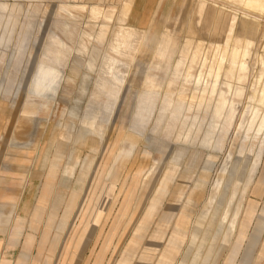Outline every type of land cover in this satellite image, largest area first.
Masks as SVG:
<instances>
[{"label": "rangeland", "instance_id": "obj_1", "mask_svg": "<svg viewBox=\"0 0 264 264\" xmlns=\"http://www.w3.org/2000/svg\"><path fill=\"white\" fill-rule=\"evenodd\" d=\"M219 1L230 4L226 3L227 0ZM80 3L85 7L97 6L98 10L92 14L88 9L89 13L73 8ZM62 5L76 16V22L70 24L73 26L69 25L72 34L62 35L58 28L66 22L65 12L60 10ZM235 7L240 13L243 5L236 1ZM0 11L4 12L0 18V175H5L7 170L14 171L22 185L26 180L20 177L29 176L30 192L34 198L39 195L34 208H46L41 222L40 217H31L32 224H40L34 233L36 241L28 254L29 264H151L153 261L187 264L193 258L194 250L204 251L215 232L207 228L209 231L199 243L188 246V228L179 223L182 218L194 219L200 213L218 169L223 167L229 154H235L239 141L229 131L218 152L208 153L198 144L206 135L211 109L206 111L207 101H202L199 110L195 109L197 104L188 102L175 110L173 105L181 106L178 96L189 95L193 89L177 82L166 85L164 81L170 76L169 71H163L167 68V60L156 56L158 41L161 37L172 39L177 52L173 56L176 60L172 61L177 62L181 56L184 60L181 73L184 75L191 67L194 84L195 77L206 73L210 66L216 68L221 62L222 69L227 68L225 58L237 40H241L239 45L242 47L245 43H253L250 57L245 59L249 69L245 81L237 83L235 71L228 73L226 78L221 70L222 77L219 78L221 82L234 84V89L242 87L248 93L254 82L264 80V66L260 62L264 55V11L258 14L256 10H243L244 13L240 14L253 22L238 18L232 33L229 32L231 13L218 11L209 4L200 8L199 0H0ZM96 24L106 31L105 40L97 41L101 44L97 46L99 53L106 46L109 35L124 24L139 28L145 34L137 50H132V56L121 60L128 65L127 84L119 82L116 89L105 92L96 89L97 76L102 74L98 71L99 59L91 74L88 73L90 78L84 76L82 68L95 59L92 45L96 43L95 37H99ZM53 31L71 47V58L60 66L45 54ZM85 32L93 35L87 47L80 44V36ZM221 53L225 55L224 62L220 61ZM74 57L80 58V66L73 63ZM147 73L160 79L162 91L158 94L144 90L142 81ZM198 86L200 90L204 85ZM28 102L38 107L42 105L43 110L35 114L32 123L21 120V127H15L21 108ZM186 105L191 106V113ZM245 106L241 101L236 106L238 113ZM68 111L74 114L71 119L66 115ZM197 111L200 116L190 127ZM68 120L73 122L71 129L64 131L62 128L68 126ZM97 125L102 128L95 132V136L89 137L88 145L75 144L71 148V141L77 133L76 136L80 137L86 136V132L92 135ZM138 133L142 134L141 138ZM262 141L258 143L257 139L248 153L259 154L262 161L252 182V187L256 183L259 191L256 195L249 192L245 203L244 211L255 205V214L248 219L250 226L246 238L240 242L236 236L228 234L229 249L238 246L235 255L226 263L230 253L226 249L221 259L214 258L211 264H264ZM71 149L75 151L73 161L68 158ZM100 151L102 154L98 156ZM115 157L114 174L104 180V172ZM53 159L59 161L57 169L60 172L47 202L39 206L45 174ZM71 168L75 175L68 180L67 173L62 175V172H69ZM148 171V181L140 189L141 179ZM58 186L62 188L64 200L70 190L78 193V205L67 216L66 227L59 231L56 226L61 221L63 207L66 210L65 202L61 203L57 211L59 216L54 218L49 229V241L41 243L44 232L48 231L45 214L48 209L52 212ZM259 220L261 224L258 226ZM201 225L205 227L206 222L202 221ZM155 230L158 241L164 238L167 230L170 231L158 248L151 247L157 244L152 240L155 235L152 231ZM213 245L212 250L216 251L219 246Z\"/></svg>", "mask_w": 264, "mask_h": 264}, {"label": "bare ground", "instance_id": "obj_2", "mask_svg": "<svg viewBox=\"0 0 264 264\" xmlns=\"http://www.w3.org/2000/svg\"><path fill=\"white\" fill-rule=\"evenodd\" d=\"M199 1H200V8H203L206 4H209L211 6L218 8V11L231 13V14L228 13L230 16L232 15L230 29H229V32L231 33L234 29V26H236V22L238 18H242L246 21L253 22V19H249L247 16L240 14L241 12L244 13L243 10L245 12H248L249 10H256L258 14H261L264 11V0H227L226 3L228 2L230 4H225L219 0H199ZM236 1L243 5L242 11L240 13H237L235 11L238 10L237 7H235ZM73 8L83 11L88 9V11L92 14L94 12L96 13V11L98 10L97 6L93 5V6L85 7L81 3L80 5L76 4L75 6H73ZM60 10L65 12L66 14V17L64 16L66 22L63 24L61 23L60 26L58 27L60 33L62 35L72 34L69 25L76 22V16L72 13V11L70 12L66 10V7L64 5L60 6ZM104 13L105 12H103V14ZM3 15L4 12L0 11V18ZM106 16L108 15L106 14ZM1 21L2 20H0V23ZM29 25L31 27L33 23L31 22L29 23ZM96 25L98 26L99 24ZM41 26H40V30H42ZM104 29H105L104 27L98 26L97 32L99 37H95L96 43L92 45V51L94 52L95 59L92 58L90 62H88L86 65L82 67L84 68L85 71L84 76H86V78L88 77L90 78L88 73L93 71L96 65V61H98L99 59L98 64L100 69L97 70L99 72H102L101 75L97 76L99 83L97 81L96 89L99 92H105L108 89H116L115 85H117L119 82H124L125 84H127L126 74L128 72L127 71L128 65L122 63L121 60L129 56H132V50H137L139 44L142 42V40L145 37V34L139 28L124 24L123 26L119 27L116 33H114L113 35L112 34L109 35L106 46L99 53L100 48L97 46H101V44L98 43L97 41L103 39L105 40L106 31ZM90 36L93 37V35H88L86 32L83 33L82 36H80L81 39L80 44L82 46L87 47L90 44V41L93 39ZM227 41H226V46L229 44V41L228 42ZM240 41L237 40L235 42V45H232L233 47L231 48L229 47L230 54L228 53L229 56L226 55V57L227 56L228 57L225 58L226 60H228L227 61L228 66L225 70H223L224 68L222 69L221 62H219L218 65H216V68L215 66L214 67L210 66L209 68H207L206 73L202 72L204 74L200 73L195 77L196 78L195 84H194L195 79L194 80L192 79L195 75H192V73L190 72V70L192 69L191 67H189L188 70H186V72L183 71L184 75L181 73L180 67L182 66V63L184 61L181 58V56L179 57L180 59H178L177 62L173 63L172 60L174 61L176 60L173 59L174 53L177 52H175L174 43L172 39H170V37L169 38L161 37L160 40L158 41L159 45H158V49L156 50V56H158L160 59L167 60V64H166L167 68L164 69L163 71L165 72L169 71L168 76H170L167 77L166 80L164 79L166 85L168 86L169 84L177 82L183 86H190V88L193 89L191 90L190 93L191 95L189 94L190 96L185 94H180L178 96L179 103L181 104V106L177 108L176 106L173 105L175 110H179L180 108H182V105L186 102H188L191 105L197 104L195 109L199 110V108L203 105L204 101H207V103L205 104L206 111L211 109L210 112L211 118L208 120V123L206 124V127H208L206 129V135L202 140L199 141L198 144L201 145L205 150H207L208 153L218 152L221 150V144L223 138L229 134V131H232L237 141H239V146L235 154L234 155L229 154L228 157H226L225 159V164L223 165V167L219 166V168L220 167L222 168L218 169V173H216L215 179L210 186L209 193L208 195H206L207 197L205 196L206 199L203 205H201L202 210L200 211V213H198L197 217L194 219H191L192 217H188V220L186 218H182L184 222L182 221V223L181 222L179 223L184 227L188 228V233H189L188 246L192 245V243L194 242L196 244L199 243L201 241L200 240L201 237L206 232L209 231L207 230V228H210V231L215 232L214 233L215 236L212 242L207 246V248L201 252L195 248L196 250L193 251V258L187 264H206V262H209L211 264L216 256L220 257L221 255L224 254L226 249H229L228 234L236 236V238H238V241L240 242L243 241L246 238V231L250 226L249 220L255 214V205L247 207L246 211H244V209H245V203L247 201L248 193L250 192L256 195L258 192L256 186L252 187V182L254 179L255 172L258 166L260 165L262 159L259 154L251 155L248 153L250 149L253 147V145L256 143L257 139H258V143H262L263 142L262 140H264V80L262 82H260L259 80L254 82L255 84H253L252 87L250 86L249 88L250 90L249 91L247 90L248 93L243 91L242 87L241 88L237 87L236 89H234L233 87L234 84L231 85L227 81H222V82L219 81V78L222 77L220 75L221 70L224 71L223 74L224 77L226 78L228 73L235 71L236 72L235 80L239 84H242L245 81L247 72L249 70L248 64L246 63L245 59L247 58L248 55H250L251 52L250 45H252L253 43L252 44L250 42L245 43L246 44V45L244 44L245 47H242L239 45ZM196 46H198L197 43ZM70 49L71 47L66 45L63 39L53 31L49 37L45 54L46 56L52 57L54 63L60 66L64 62V60H67L69 57L71 58L72 55H70ZM88 50H90V48H88ZM86 55H88V53ZM223 55H224L223 53L220 54V58H221L220 61L224 62L223 59L225 55L224 56ZM258 55H260V53L257 54V56ZM191 57L193 56L191 55ZM194 60L195 58L192 59V61ZM260 62H261V66H264V55L260 57ZM73 63L76 66H80L81 65L80 58L74 57ZM198 64H199L198 66H200V62H198ZM150 72L153 73L152 71ZM205 78H207V80H204ZM209 79H213V80L208 82ZM142 82H143L144 90H146L149 93L158 94L160 91H162L160 79L158 78V76H155V74L150 75L149 73H147L146 77L144 78V81ZM202 83L204 86L200 90H198L197 86L198 85L201 86ZM241 101H244V104H246V106L242 109L241 113H238L236 106ZM187 106L189 105H186V107ZM42 110H43L42 105L38 107V106H34L31 102H28L26 105H24L21 108L20 114H18L19 118L17 117L18 119L16 120L15 123V127H21L20 126V124L22 123L21 120L32 123L35 114ZM191 111L192 108L191 106H189L188 112L191 113ZM194 114L196 115L191 120L190 127L193 126L195 122V118L200 116L199 111H197V113ZM66 115L70 119L74 116L73 112L71 111L66 112ZM72 123H73L72 121L66 122V125L68 126H64L62 130L69 131L71 129ZM102 125H97L92 135L89 132H86V136L80 137V136H76L78 134L77 133L74 136L73 140L71 141V148H73L75 144L76 145L79 144L83 146L88 145L91 141L89 137L95 136V132L100 130V128H102ZM129 134L133 135L134 133L129 132ZM141 135H142L141 133H138L137 136L141 138ZM74 152L75 151L72 149L71 151L68 152V158H71L72 161L74 157ZM101 154L102 151L99 152L98 156ZM116 159L117 157L114 158L112 164L108 168L109 170L106 169V171L104 172V176H103L104 180L109 179L113 176L114 163L116 162ZM58 162L59 161L57 159H53L48 167V171L45 174L46 177H45V182L43 184L41 196L39 197L38 200L39 206H42L47 202L48 196L54 190L53 182L56 179L57 174L60 172V171L58 172L57 169ZM85 171L86 170L84 169L83 173ZM62 173H63L62 175L67 173L68 180L73 179L75 175L73 168L69 169V172L64 171ZM149 173L150 171H148L142 177L141 182L139 184L140 189H142L145 186V183L148 181ZM192 185L195 186L196 183H193ZM61 190L62 188L59 186L55 188L54 200L52 204V212L50 214V217H48L49 225L53 223L55 215L59 210L62 202H65L64 204L66 205V210H65L66 215H69L74 209H76L78 205V201L80 198L78 193H76L73 190H70L68 197L64 200L63 197L61 196L62 195ZM195 202L196 200L194 198V203ZM243 214H244V218H243ZM202 221L206 222L205 227L201 225ZM260 224L261 222L259 220L257 222V225L259 226ZM190 230L191 233L189 232ZM249 240L250 239H248L247 241ZM40 242L43 243L42 239ZM213 243L219 246V248L216 247L217 248L216 251L212 250V246H214ZM237 248L238 246L234 245L232 248L229 249L230 253L226 260V263L229 262L232 259V257L235 255Z\"/></svg>", "mask_w": 264, "mask_h": 264}, {"label": "crops", "instance_id": "obj_3", "mask_svg": "<svg viewBox=\"0 0 264 264\" xmlns=\"http://www.w3.org/2000/svg\"><path fill=\"white\" fill-rule=\"evenodd\" d=\"M1 171H3V165L1 167ZM5 173V175H0V264H29L28 254L32 244L36 241L34 233L42 220V216L46 208L42 210H37L34 208L39 195L37 196L36 194L34 198V195L32 192H30V188L28 187V185H31L28 181L30 179L28 178L29 176L20 177L21 179L26 180V182L22 185L19 182V175H17L14 171L12 172L7 170ZM4 176H6V179H4ZM31 176L32 173L30 174V177ZM44 177L45 176H43V179ZM254 186L257 187V184L254 183ZM31 205L32 207H30ZM50 213L51 209H48V212L45 214V224L48 228V231L44 232L41 238L43 243H46L50 239L49 229L52 228L48 223V217H50ZM57 215L58 214L56 213L55 217ZM34 216L40 217V222L38 225L31 223V217ZM67 216L68 215H66L65 209L63 207L62 215L60 216L61 221L59 222L58 226H56V229L63 231V229L66 227ZM26 217L28 218L26 219ZM152 232L155 233V235L152 236V240L157 241V244L152 245L151 247L158 248V246L161 245L160 242H164L166 240V237L170 231L167 230L164 238L160 241H158L157 238L159 237L158 232H156V230ZM221 257L222 255L220 257L216 256L215 260L219 261ZM207 263L209 262H206V264ZM151 264H165V261H158V263L153 261Z\"/></svg>", "mask_w": 264, "mask_h": 264}]
</instances>
